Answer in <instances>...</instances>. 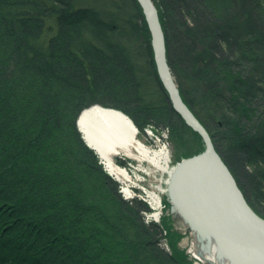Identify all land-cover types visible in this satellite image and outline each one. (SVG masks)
<instances>
[{"label":"trees","instance_id":"obj_1","mask_svg":"<svg viewBox=\"0 0 264 264\" xmlns=\"http://www.w3.org/2000/svg\"><path fill=\"white\" fill-rule=\"evenodd\" d=\"M121 1L128 35L117 31L122 11L107 1L0 0V264L188 263L162 247L170 225L145 222L146 202L122 197L77 126L81 110L99 102L126 112L142 131L154 125L175 145L182 139L185 122L159 76L141 11L134 16ZM220 1H209L219 22L199 0H155L184 101L264 216V64L254 57L264 55V15L257 25L259 3L226 0L233 15L250 17L225 24ZM109 32L122 35L137 61L125 46L119 54ZM220 131L257 134L250 156L256 172L239 171L242 159Z\"/></svg>","mask_w":264,"mask_h":264},{"label":"bare ground","instance_id":"obj_2","mask_svg":"<svg viewBox=\"0 0 264 264\" xmlns=\"http://www.w3.org/2000/svg\"><path fill=\"white\" fill-rule=\"evenodd\" d=\"M152 2L157 8L155 0ZM142 8L151 19V12L143 6ZM179 114L183 117L180 112ZM79 127L88 144L100 156L107 173L120 180L122 185H119V193L125 200L129 201L136 196L137 192L131 182L134 178L141 180V175H132L130 168L117 165L116 162H119L121 157L114 159V154L123 153L127 157L147 160L156 168L170 172L168 185L175 208L193 224L197 244L201 245L200 249L213 264H264L263 249L250 246L245 240L238 241L233 236L237 233V225V228L239 226L264 241V221L249 210L242 189L238 186L232 189L233 203L226 205L228 212L225 219L221 214L223 195L227 191L225 176L218 170L216 172L214 167L208 166L202 178L198 182L195 181L196 174L192 165L208 160L210 150L196 162L177 164L169 170L167 152L164 149L151 148L144 143L138 136V125L121 109L93 104L82 111ZM217 179H221V183H218ZM162 188L161 192L144 188L148 197L146 200L151 205L150 207L146 202L149 207L144 212L156 218L163 211ZM198 207L204 210L205 218L199 214Z\"/></svg>","mask_w":264,"mask_h":264},{"label":"rangeland","instance_id":"obj_3","mask_svg":"<svg viewBox=\"0 0 264 264\" xmlns=\"http://www.w3.org/2000/svg\"><path fill=\"white\" fill-rule=\"evenodd\" d=\"M103 1L109 2L107 4V6H109L110 10H116L118 12L122 11L121 14H118V20L119 21H117V26L120 27L123 25V27H120V29L117 31L120 34H124V35H128V33H131L132 28L127 27V24L124 23L125 22V16L128 12H127V10L125 11L123 8V5H121L123 3V1H121V0H103ZM136 1L139 4V6L136 4L135 0H129V1L127 0V2H125V3H127L128 9L130 11H133L134 16H138L139 12L141 11L142 16H140V18H138V21H139V24L141 26L145 27V25H146V28L149 30L147 34H149V37H150V40L152 43V47H153V33H152V30L150 27L149 19H148L147 15L145 14L139 0H136ZM199 1L203 2L202 5L205 3V6H204L205 8H203L201 6H200V8L202 11H203V9L205 10L204 13H206V15H208V17L210 19L215 18V17L217 18L216 14L213 13L211 10L212 9V5H211L212 2L210 3L209 2L210 0H199ZM253 2L254 3L257 2V5L259 3L261 10L263 12V14H261L260 11H259V13L257 12L259 15L258 17L253 16L255 18V21L257 22L256 24L261 25L262 23L259 20H258L259 21L258 22L256 19L257 18H259V19L263 18L262 15H264V0H253ZM209 3H210L211 7H208ZM231 4H232V2H230L229 5H227L226 0H222L218 3L219 12H220L219 15L225 16V19L228 18V19L224 20L225 24H227V21H229L231 25H234V24L239 25L246 18L250 17V15H247V16L246 15L245 16L244 15L243 16L242 15H238V16L233 15V12L231 10L227 9L228 7L230 9L232 8L233 5H231ZM115 6H118V7H115ZM125 9H126V7H125ZM157 9H158V7H157ZM219 12H217V13H219ZM158 13H159V20H160V23L162 26L159 9H158ZM217 20H219V19L217 18ZM219 22H220V20H219ZM190 24L191 23H189V25ZM262 26L264 28V25H262ZM224 28H226V27L224 26ZM162 30L164 33L163 26H162ZM109 33H108V35H110V39L112 38V40L114 42H119V44H117L118 46H116V47L118 48L121 46L123 48L125 46V48H128V49H125V51H124L125 54H127V56H128V54L131 53V56L129 58L134 60V61L135 60L137 61V58H139V57L137 56L138 54L136 53V50H133L132 48L130 49V45L128 42H124V44H125L124 45L121 43V41H119V39L122 35H119L117 32L116 33L113 32L115 35H113V33H111V32H109ZM215 34H216V32H214V34H208L210 36L211 40L214 39ZM259 36H260L259 34L256 35V37H255V38H257L256 40H258V38L260 40L262 39V36H260V37ZM164 38H165V33H164ZM117 39H118V41H116ZM200 39H198V41H199V43L197 44L198 46L199 45L201 46L202 41H203ZM253 40H255V39H253ZM165 45H166V38H165ZM224 48L226 49L225 46H224ZM118 50H119V48H118ZM153 51H154V47H153ZM119 54H122V51L119 50ZM261 54L256 55L258 57H256V56H254V57L258 58L263 65L264 64V60H263L264 58L261 56H264V55H261ZM166 57H167V45H166ZM254 57H252V59ZM154 59H155V51H154ZM167 62H168V57H167ZM155 63H156V60H155ZM246 63H247V60H246ZM168 64H169V62H168ZM169 66H170V64H169ZM156 67H157V64H156ZM170 71H171V74L173 76L174 82L176 83V85L179 89V85L176 81V78L174 76L173 70L171 69V66H170ZM163 85H164V83H163ZM166 90H167V88H166ZM179 91H180V89H179ZM262 91L264 93V90H262ZM227 93H229L231 95L235 94V93H233V91L230 90V87H229ZM168 94H169V98H170V102H171L172 107L179 113L174 102L172 101V98H171L169 91H168ZM180 95H181V92H180ZM181 98H182L183 102L185 103V105L188 107V109L196 117V119L207 130L208 134L211 137V140L213 142V145H214L217 153L220 155L222 160L225 162L229 171L234 176L236 183L238 184L239 188L241 189V187L238 183V180L236 179V176L234 175V172L232 171L230 166L226 163V161L223 159L222 155L220 154V152L217 149L218 145L216 143V138L214 137L215 138L214 139L211 136L207 127L196 116V114L192 111V109L186 104L182 95H181ZM93 104L103 105L99 102H97V103L95 102V103L90 104L89 106H91ZM89 106H87V107H89ZM87 107H84L81 110L79 117H80L82 111ZM79 117L77 119V126H78L79 131L82 134L84 141L88 144V142L86 141V139L84 137V134L80 130ZM183 119L185 122V126H183L184 128H182L184 133L182 135L181 141H179V144H176V145L172 142L171 136H170L168 130L165 128L159 127L160 128L159 129L154 125H148L145 127V129L143 131L139 130L138 136L144 143H146L151 148L164 149L167 152V154L169 156V170H171L172 168L177 166V164H185L188 161H196V160H199L202 157H204L206 154H208V150H209L208 144L206 142L204 135L199 130H197L195 127L190 125L185 118H183ZM219 127L224 128V126H222L221 124ZM220 132L222 133V135L220 136V139L222 140L223 144H225L228 147V150L231 149V151H232L231 154L233 156L237 157L238 160L242 159V166L239 167V171L241 173H243L245 170L250 172V173L256 172V167H253V165L251 163L252 159L250 158V156H252V154H251L252 153L251 149L253 148L252 145L256 144L257 140H259L258 137H256L257 134H255V133L243 134L242 133V136H240V133L236 135V133L233 132L232 135H229V134H223L222 131H220ZM238 136H239V138H238ZM237 140H239V141H237ZM240 141H242V144H239ZM258 142L260 144H264V141H262V140H259ZM88 146H90V145L88 144ZM98 157L100 159V163H101L104 171L107 172V170L104 166V163L102 162L99 155H98ZM116 157H121L119 159V162L115 161L117 165H119L123 168L124 167L130 168L129 170H130L132 175H141L140 176L141 180L134 178V180L131 182L132 186L135 187V191L137 192V194L134 198H136V197H138L139 199L143 198L144 200L143 199L142 200L147 202L146 199H148V197H147L146 193L144 192L145 187L153 189V190L155 189V190L160 191V192H161V187H163L162 189L164 191H162V193H161L162 199H163V211H162L161 215L156 218V217H153L151 214H146L145 212H143V218H144L146 223H150V222H152L151 220H154L156 223L161 224V225H163L164 223L165 224L167 223L168 225H170L171 233L169 231H166V229L163 230L162 247L164 249H166L169 253H171L174 248L177 251L179 250V252H180L179 254L181 256H184V258L188 262L187 264H213V262L210 261L209 259H207V257L204 255L203 250L200 249L201 245L197 244L198 240L196 239L197 235L195 234L196 232L192 226L193 224H191V222L189 223L187 218H185L182 214H180V212H178V210L175 208L173 198H172V195L170 194L169 185H168V181L170 178V172L169 171H163V170L156 168L153 165V163H151L147 160H142V159L140 160L138 158L127 157L123 153L114 154L113 158L115 159ZM121 161H123L124 163H120ZM147 172H149V173H147ZM109 175L111 177H113L111 174H109ZM138 177L139 176H137V178ZM113 178L118 182L119 185L121 184L120 180H118L115 177H113ZM143 193H144V195H143ZM243 195H244V198H245L247 204L252 208V210H254L253 207L251 206L250 202L248 201L246 195L244 194V192H243ZM134 198H131L130 200H132ZM147 203L151 207L150 203L149 202H147ZM254 212H256V211L254 210ZM256 214L264 220L263 215L259 214L258 212H256Z\"/></svg>","mask_w":264,"mask_h":264},{"label":"water","instance_id":"obj_4","mask_svg":"<svg viewBox=\"0 0 264 264\" xmlns=\"http://www.w3.org/2000/svg\"><path fill=\"white\" fill-rule=\"evenodd\" d=\"M139 2L142 4V6L145 9H148L152 15L151 19H149V18L148 19H149L150 27H151V30L153 33V47H154V51H155V60H156L159 75H160L165 87L169 91L171 98H172V101L174 102L177 110L183 115V117L188 121V123L190 125L195 127L197 130H199L204 135L206 142L208 144V149L210 150V158L208 160H205L202 163L199 162L197 164L192 165V169H194L195 174H196L195 181L198 182L202 178V176L204 175V172H206V168H208V166L214 167L216 172H217V170H218V172L220 171L226 178L227 191L223 195V202H222L223 205H222V210H221L222 217H224L226 219L227 212H228L227 211L228 209H226V205L233 203L232 189H235L238 186V184L236 183L234 176L231 174V172L229 171L228 167L226 166V164L224 163V161L222 160L220 155L217 153V151L213 145V142L211 140L210 135L205 130L203 125L196 119V117L193 115V113L188 109V107L185 105V103L183 102V100L181 98L180 91H179L176 83L174 82L173 76H172L171 71H170V66L167 62L165 38H164V33L162 30L161 23L159 20L158 9L155 7L152 0H139ZM217 182L221 183V179H220V181H218V179H217ZM248 207H249V210L258 219L264 221L261 217H259L256 214V212H254V210H252V208L249 205H248ZM198 211H199V214L203 218L206 217L204 210L201 207L200 208L198 207ZM235 228H236L235 230L237 231V233L234 234L233 236L236 240H238V241L245 240L244 242L247 243L248 245L253 246L255 248H258V249L261 248L264 250V241L262 239L257 238L252 233H249L248 231L241 229L239 226L237 228V225Z\"/></svg>","mask_w":264,"mask_h":264}]
</instances>
